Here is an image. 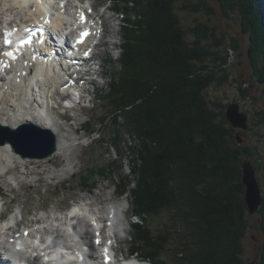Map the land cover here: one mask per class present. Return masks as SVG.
Here are the masks:
<instances>
[{
    "label": "trees",
    "instance_id": "16d2710c",
    "mask_svg": "<svg viewBox=\"0 0 264 264\" xmlns=\"http://www.w3.org/2000/svg\"><path fill=\"white\" fill-rule=\"evenodd\" d=\"M110 1L121 10L118 0ZM121 1L132 8L130 15L123 13L120 73L109 94L117 103L111 117L127 119L137 140L131 153L135 182L130 187L124 178L119 192L133 195L132 209L141 220L131 222L130 252L150 264H241L247 210L240 155L247 153L235 144L237 129L225 118L224 105L205 98L211 69L198 62L209 53L185 39L172 11L178 0ZM217 1L224 13L241 12L250 33V64L264 83V0ZM207 3L199 0L192 9H208ZM194 30L205 37L203 25ZM161 213L167 222L154 234L143 221ZM259 230L255 264H264V215Z\"/></svg>",
    "mask_w": 264,
    "mask_h": 264
},
{
    "label": "rangeland",
    "instance_id": "374dc122",
    "mask_svg": "<svg viewBox=\"0 0 264 264\" xmlns=\"http://www.w3.org/2000/svg\"><path fill=\"white\" fill-rule=\"evenodd\" d=\"M90 1L95 2L94 4L99 9L101 17L106 15L110 21V27L112 28L113 26L115 29L113 30L112 28L110 35L103 42V44L108 42L107 49L101 53L103 65L98 70L103 71V74L100 77H96L93 81L94 84H87L89 93H85L84 108L81 106L74 109V111H68L67 115L69 118L66 116L65 120L57 117V114L62 112L61 109L56 111L53 108L51 109V117L55 118V123L60 132L72 141L75 140L74 138L76 140L80 139L77 141L84 142V145L75 144V140L74 145L69 146L68 161L73 164V167L71 169L68 167L70 171L65 173L54 171V173H57L54 179L49 178L53 171L51 167L53 166L56 169L63 166L65 163L63 155L68 146L51 161L28 157L20 158L19 154L14 152L19 157L16 158L12 169L6 170V173L0 176V185H3L1 200L4 202L3 205L0 203V221H3L2 218H5L9 213L10 215L15 214L8 221L11 223V219H16V215L19 217V212H21L23 215L22 224L27 225L31 230L38 226L37 231L34 230L36 233L24 227L23 230L27 229L32 235L36 236L43 229L42 225L46 224L43 221H47L50 225H55L51 224V221H59L58 214H65L71 206L77 203L81 205L88 203L87 206L91 205V208L95 204L101 203L98 206L102 207L103 214L106 217L110 216L111 207H115L116 219L119 220L115 238V251L121 257L130 252L131 241L129 234L131 222L141 221L139 218L129 217L131 212L134 214L131 203L133 195L128 192L118 196L124 183V178L132 181L130 187H133L135 182L131 167V159L135 156L132 157L131 153L137 147V140L131 132L132 130L128 129L129 125L125 121L127 119L122 116L116 119L111 117L117 103L115 104L113 99L111 101L109 88L111 83H115V80L119 78L120 73L119 57L121 48L113 49L111 47L112 38H117L114 37L115 34L120 37L119 43L120 46L122 45L123 28L121 24L124 20H120L122 15L118 14V12H122V14L126 12L128 13L127 15H130L132 6H130V3L128 7L127 3L124 4L123 1L118 0L117 6L121 10L113 12L111 10L113 2L109 0ZM203 1L208 2L205 4L210 6L208 9L199 5V7L192 9V5L198 4L199 0H178L173 2L172 11L183 30L185 39L192 46L206 47L209 53L203 59V62H198V65H205L211 69L206 73L212 77V81L209 82L203 91L207 101L210 105L213 102L218 103V107L221 105L225 107L228 103L237 102L239 109L248 114V128L246 130H236L242 138V142H238L236 139L235 144L247 153V155H240V163L248 159L254 166L263 205L264 123L260 121V117L264 113V83H260L257 80V75L250 64L247 52L250 33L242 26L243 19L239 10L234 9L224 13L219 1ZM6 2L8 0H0V5L4 8L7 6ZM99 3L102 4L100 8L98 7ZM106 7L109 9H106ZM133 18L131 16V19ZM116 19H119L120 23L118 21L116 23ZM198 24L203 25L205 37H200L194 30ZM127 27L129 26L127 25ZM116 40L118 41V38ZM110 42L111 44L109 45ZM114 78L116 79L113 80ZM54 81H56V78L48 82L46 87L50 88L49 90L51 88L53 90V85L57 84ZM1 82L4 85V81ZM54 95L55 93H51L52 99ZM6 102L14 104L12 99H7ZM223 110L225 113V108ZM83 121L84 123L81 127L75 129ZM114 158L117 161L115 164L112 162ZM70 162L69 165H71ZM91 169L95 170V174L90 173ZM23 170H25L24 173L22 172ZM9 177H14L15 179L12 180ZM84 178L88 184L82 185ZM59 179H61L60 182ZM12 181H17L16 184L18 185L12 184L14 183ZM20 183H22V186ZM262 205L253 214H249L246 207L247 227L241 239V264H255L258 260L261 240L259 223L264 215V212H259V209L264 207ZM127 206H129V209L123 217L122 210ZM51 217H53V220H49ZM166 222L167 215L161 213L155 216H147L143 224L148 225L154 234H158L164 229ZM4 223H0V225ZM42 231L46 233L44 229ZM43 232H41V239L45 237ZM57 234L58 238L63 240L64 234L61 232ZM28 236L26 238H29ZM48 240V242L42 244L52 243L50 239ZM28 242H30L29 239L26 243ZM55 243L54 241L53 246H55ZM167 255L168 253L165 252L164 259H168ZM136 256L141 260L142 263L140 262V264H150L148 260L142 261L144 258L141 259L139 255Z\"/></svg>",
    "mask_w": 264,
    "mask_h": 264
},
{
    "label": "bare ground",
    "instance_id": "6f19581e",
    "mask_svg": "<svg viewBox=\"0 0 264 264\" xmlns=\"http://www.w3.org/2000/svg\"><path fill=\"white\" fill-rule=\"evenodd\" d=\"M75 1L77 0H8V2H6L7 6L4 8L2 5H0V54L1 50L4 48L3 41L4 34L6 32L8 33L9 31H13L15 29L14 37L21 36L23 35L25 26L36 25V23L41 22V19H43L44 15L51 20L50 24L56 31L59 30L61 35L64 37H66L68 34V37L73 39L77 30L82 26L77 21V14L79 13L80 17L81 14H83V16L85 14L83 9L78 7L79 4H77ZM78 1L81 2L84 0ZM94 3L95 2H90L91 7L95 6ZM106 9L109 8L106 7ZM103 12L105 13V11ZM103 17L101 24L98 27L99 31L96 32L95 28L93 29V31L96 32L95 36L99 34L101 29L105 30L106 34L109 36L110 31L113 28V26L112 28L110 27V21L108 17L106 15L104 18ZM86 24L88 25V22ZM82 29L83 28L79 29V34ZM113 30L115 29L113 28ZM33 34H36V32ZM90 36H93L92 33L87 36L85 43L94 41ZM50 38L51 35L47 34L44 45L42 44L43 48L46 49V46H51L50 44L52 43H50ZM103 42L99 44L94 51V59L98 60V62H92L90 68L88 67L87 77L93 76V81L96 79L94 75L99 76L103 74V71H98L103 65L101 53L108 47V42L106 44H103ZM85 43L79 44L76 48L85 45ZM110 44L111 42L109 45ZM30 46L33 48L32 45ZM23 48L24 49L22 51H17V54L20 56L16 62L15 60L13 61L14 63L11 65L12 68L8 69V67H0V75L3 73L2 78L0 76V125L13 128L17 125L21 126L25 124H31L50 130L55 137L56 148L52 156H50L48 159H45L48 161H51L52 159L59 156L61 152L68 146V149L65 150L64 155L62 154L63 160L65 162L63 166L56 169L53 166L51 167L53 168L51 175L56 176L57 173H54V171L62 173L70 171L71 165H69L68 161L70 153L69 146L74 145L76 138H74L75 140L72 141L68 139L66 135L61 133L50 113L48 112L47 114L43 110V107L37 104L36 100L33 99L34 96H36V93L42 95L45 91L43 89L46 88L45 86L44 88H38L35 84L31 86L29 78L31 77V79L34 80L37 75L42 76L46 86L50 80L52 81L53 78H56V81L54 82L57 83V85H60L61 76L68 75V70L64 68L63 72L58 71V65H55L53 60H49L48 63L41 62L40 67H38L37 74L34 73L32 75L31 73H28V70H34L35 67L33 61L29 62L27 65V62H24V55L27 53V47ZM0 60L5 62L2 55H0ZM39 60L41 61V59ZM98 63L99 67L97 68L96 65H98ZM54 67L55 70L58 71V74L54 71ZM92 80H90V78L85 80L82 86L88 90L87 84L90 85L91 83H94ZM1 81H4V85L1 84ZM43 96L47 97L45 94ZM7 99L14 100V104H9V102L7 103ZM32 103L35 105L33 107L31 106L32 109H30L29 105ZM73 133L76 134L75 131H73ZM15 153L11 150L9 143L0 144V176L4 175V171L12 169V165L15 163L16 158L19 157ZM68 167L70 168L69 170ZM9 178L12 180L15 179L14 177ZM87 204L81 205L80 203H77L71 206L67 213L62 215L58 214L60 218L59 221L53 222L56 226L50 225L47 221H43L46 222V224L42 225V227L46 233H50L51 240L53 239L56 242L55 246L51 247L53 241L52 243L42 244L48 242L50 237L46 238L47 240L44 239L45 237L41 239V232H43V229H41V232H39L40 236L36 235V240L34 241L38 247L35 248L32 245L31 247L33 248L29 250L26 256H30L33 259L32 261H36L40 254L45 252V254H42V264H65L68 259H71L74 253H77V250L86 249L92 243L95 235L97 234V228L99 225H103L104 222L106 223V221H109V216L106 217L103 214L104 212L102 207L98 206V204L100 205L101 203L95 204L93 208H91V205L87 206ZM14 219L15 218H12L11 222H13ZM7 225L8 222L1 224L0 231H2ZM24 231H27V235L30 233V231L27 229H24ZM57 232L64 234L63 240L58 238ZM15 236L24 237L25 235L23 233L18 235V232H15ZM31 242L32 241H30V243ZM114 253L116 255L115 249ZM89 254L94 253L90 251L88 254L86 253V255Z\"/></svg>",
    "mask_w": 264,
    "mask_h": 264
},
{
    "label": "water",
    "instance_id": "95a60500",
    "mask_svg": "<svg viewBox=\"0 0 264 264\" xmlns=\"http://www.w3.org/2000/svg\"><path fill=\"white\" fill-rule=\"evenodd\" d=\"M225 118L234 129L248 128V114L239 109L237 102L225 106ZM236 139L242 142L239 133ZM9 143L12 151L21 157L47 159L55 151L56 140L50 130L39 126L25 124L15 127L0 125V144ZM241 180L244 185V201L249 214L255 213L262 205V195L252 163L247 159L240 163Z\"/></svg>",
    "mask_w": 264,
    "mask_h": 264
},
{
    "label": "snow or ice",
    "instance_id": "6c2138e0",
    "mask_svg": "<svg viewBox=\"0 0 264 264\" xmlns=\"http://www.w3.org/2000/svg\"><path fill=\"white\" fill-rule=\"evenodd\" d=\"M80 20H81V23L85 22V17L83 16V14H81ZM90 34L91 33L89 31H87V30L82 31L80 33L79 39L77 40V43H82L83 40ZM4 35H5V39H4L5 45L6 46L10 45L11 41L7 38L10 35V33L6 32ZM25 43H30V41H21L20 46L22 47L23 44H25ZM17 50L18 49H14L12 51H7V52H4V53H2L0 55L6 56L9 60L14 61L17 58L16 55H15V52ZM87 55H88V53L85 52V56H87ZM8 66H9L8 64H6V63H4V61L0 60V67H8ZM96 235L99 236V233H97ZM96 243L97 244L100 243L99 239H97ZM108 244H111V241H108ZM107 253H108V249L105 248L104 249V264H108V261H109V257H108ZM81 259H83V257H81Z\"/></svg>",
    "mask_w": 264,
    "mask_h": 264
}]
</instances>
